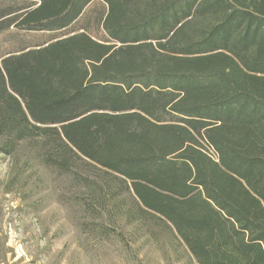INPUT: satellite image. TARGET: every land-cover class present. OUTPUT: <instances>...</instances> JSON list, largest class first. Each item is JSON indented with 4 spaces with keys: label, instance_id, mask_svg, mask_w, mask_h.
<instances>
[{
    "label": "trees",
    "instance_id": "trees-1",
    "mask_svg": "<svg viewBox=\"0 0 264 264\" xmlns=\"http://www.w3.org/2000/svg\"><path fill=\"white\" fill-rule=\"evenodd\" d=\"M0 136L115 173L199 264H264V0H0Z\"/></svg>",
    "mask_w": 264,
    "mask_h": 264
},
{
    "label": "rangeland",
    "instance_id": "rangeland-1",
    "mask_svg": "<svg viewBox=\"0 0 264 264\" xmlns=\"http://www.w3.org/2000/svg\"><path fill=\"white\" fill-rule=\"evenodd\" d=\"M105 11L97 6L92 23ZM5 144L10 139L0 136V264H199L165 223L138 219L115 173L78 159L77 168L101 184L86 188L29 142L8 152Z\"/></svg>",
    "mask_w": 264,
    "mask_h": 264
},
{
    "label": "built area",
    "instance_id": "built-area-1",
    "mask_svg": "<svg viewBox=\"0 0 264 264\" xmlns=\"http://www.w3.org/2000/svg\"><path fill=\"white\" fill-rule=\"evenodd\" d=\"M209 153L213 156V157H216L217 155H215L216 153L211 149L209 148Z\"/></svg>",
    "mask_w": 264,
    "mask_h": 264
}]
</instances>
